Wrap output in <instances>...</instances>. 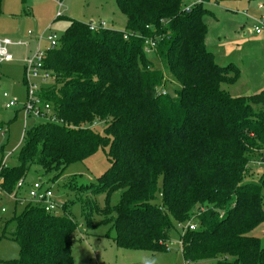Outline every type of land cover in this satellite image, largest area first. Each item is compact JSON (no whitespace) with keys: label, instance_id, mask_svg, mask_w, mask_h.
<instances>
[{"label":"trees","instance_id":"1","mask_svg":"<svg viewBox=\"0 0 264 264\" xmlns=\"http://www.w3.org/2000/svg\"><path fill=\"white\" fill-rule=\"evenodd\" d=\"M229 1L255 0L191 8L186 0H116L124 31L70 20L47 51L54 81L42 93L64 125L26 128L18 164L1 166L0 189L16 192L33 167L58 179L107 148L110 167L79 187L91 197L79 202L81 226L68 213L75 200L61 216L27 202L9 236L20 257L7 264H75L78 233L99 224L111 227L107 236L114 232L119 249L165 253L176 225L190 222L196 229L181 233L187 264H264V244L250 235L264 224V176L252 180L264 160V90L232 97L222 86L235 85L241 71L217 64L206 45L204 6ZM151 53L179 83L175 97L161 89L164 73ZM98 123L106 125L103 135Z\"/></svg>","mask_w":264,"mask_h":264},{"label":"rangeland","instance_id":"2","mask_svg":"<svg viewBox=\"0 0 264 264\" xmlns=\"http://www.w3.org/2000/svg\"><path fill=\"white\" fill-rule=\"evenodd\" d=\"M186 1L188 8L201 3L199 0ZM260 6H263L262 10L259 9ZM204 8L205 11H209L204 19L209 29L206 45L214 53L216 63L221 66L233 64L241 71V77L235 85H223L222 88L232 97H246L263 91L264 29L257 35L255 28L258 20L264 15V0L229 1L220 5L206 4ZM70 20L119 31H124L127 23L126 17L116 6V0H4L3 2L0 38L9 39L14 43H26L29 47L9 46L8 51L15 62L4 64L0 69V122L6 124L5 129L0 132V168L4 159L8 168L18 164L17 156L25 142V129L39 123L30 118L25 125L22 108L26 99V87L22 61L26 55L35 52L37 47L35 37L42 34L44 37L50 35L61 37ZM29 32L33 33L32 37H29ZM47 48L49 45L44 42L42 50ZM148 55H151L154 68L164 73V84L161 89L175 97L181 88L179 83L158 59L153 58V53ZM5 93L9 98L4 97ZM9 100L17 101L18 105L7 108ZM105 126L98 123L95 130L103 135ZM108 151V148L100 150L86 162L70 165L58 179L55 178V172L45 174L41 168L33 167L26 178L24 190L41 180L62 204L71 205V201H77L68 213H71L76 223L81 226L84 218L79 202L86 197L89 198L90 195L82 193L79 187L94 183L108 170L110 167ZM252 172V180H258L264 176V165L259 166V169L253 168ZM72 187L74 190L70 191ZM23 197L26 199L27 193L24 192ZM97 200L103 206V196H99ZM26 205L25 200L18 202L0 189V264H7L8 261L20 257V246L9 236L16 230V223L13 220L15 215H21ZM55 215L61 216L63 211L56 210ZM110 229V226L99 224L95 229L88 231L87 235L78 233L73 246L75 264H187L182 256L181 231L177 225L176 230L169 236V251L156 255L117 248L113 240L114 232L107 236ZM3 234H6V238H2ZM250 235L260 238L264 244V224ZM196 264H217V261H203Z\"/></svg>","mask_w":264,"mask_h":264},{"label":"built area","instance_id":"3","mask_svg":"<svg viewBox=\"0 0 264 264\" xmlns=\"http://www.w3.org/2000/svg\"><path fill=\"white\" fill-rule=\"evenodd\" d=\"M203 0H199L202 2ZM260 10L263 9V6L259 7ZM59 17V16H58ZM90 30L96 31L99 28L95 25H89ZM264 29V15L258 20L257 27L255 28V33L257 35L261 34ZM29 37L33 36L32 32L28 33ZM35 42L37 43L36 50L31 55H26V57L22 61L23 65V73H24V84L26 87V99L22 108V112L24 115L25 125L27 124L30 118L35 119L39 123H51V124H59L64 125V122L57 117V115L53 112V109L50 104L46 103L42 98L43 90L46 89L49 85H51L54 81V75L48 69L45 68V59L47 57V51L49 49H54L57 47L59 42V37L50 35L48 37H44L42 34L39 37H35ZM46 42L49 45V48L46 50H42V44ZM146 45H150L154 47L155 44L153 42H146ZM25 47L28 48L29 45L26 43H14L9 39H1L0 38V68L7 63L15 62L12 54L9 53L8 47ZM5 98H9L8 94H4ZM18 105L17 101H10L6 105L7 108H14ZM6 159H4V166H6ZM259 166L264 165V160L262 163L258 164ZM2 172V168H0V175ZM2 183V179L0 177V184ZM25 187V181L20 180L17 187L16 192L10 194L13 199L16 201L31 202L34 204H38L45 208V211L49 213H55L56 210L61 209L62 203L57 201L53 191L44 186L43 182L40 180L39 182H35L30 186L29 191L27 193V198H21L19 196V192H21ZM205 209H201L200 213H203ZM3 213L5 210L3 209ZM179 229L182 235L189 229L195 230L196 224L194 222H190L186 226L179 225ZM169 251V250H168Z\"/></svg>","mask_w":264,"mask_h":264},{"label":"crops","instance_id":"4","mask_svg":"<svg viewBox=\"0 0 264 264\" xmlns=\"http://www.w3.org/2000/svg\"><path fill=\"white\" fill-rule=\"evenodd\" d=\"M1 39H2V38H1ZM7 64H10V63H7ZM2 67H3V66H2ZM2 67H1V68H2ZM1 68H0V69H1ZM30 186H31V185L28 186V189H26V190L23 189V192L21 191V192L19 193V196H20L21 198H25V197H23L24 192H25V193H28Z\"/></svg>","mask_w":264,"mask_h":264}]
</instances>
